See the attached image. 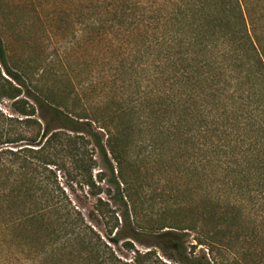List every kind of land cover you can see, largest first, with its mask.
Masks as SVG:
<instances>
[{
	"label": "trees",
	"instance_id": "1",
	"mask_svg": "<svg viewBox=\"0 0 264 264\" xmlns=\"http://www.w3.org/2000/svg\"><path fill=\"white\" fill-rule=\"evenodd\" d=\"M122 1L105 22L119 67L84 97L17 67L0 33V245L34 263L37 245L59 264H221L242 220L264 225V0ZM51 166L90 193L109 179L106 235ZM186 180L204 186L200 220L177 216L198 194Z\"/></svg>",
	"mask_w": 264,
	"mask_h": 264
},
{
	"label": "rangeland",
	"instance_id": "2",
	"mask_svg": "<svg viewBox=\"0 0 264 264\" xmlns=\"http://www.w3.org/2000/svg\"><path fill=\"white\" fill-rule=\"evenodd\" d=\"M125 1L124 6H127L132 0ZM123 3L122 0H0V33L8 54L17 67L35 70L37 79L44 76L45 80L42 82L58 92H70L73 95L78 93L84 97L92 81L100 83V77L114 75L119 67L123 39L118 35H110L107 40L105 33L109 24L105 22L115 10L122 12ZM109 44H113L114 49ZM1 108L7 114H13L10 103ZM101 168L100 163L93 172L96 181ZM51 169L56 172L58 182L67 190L74 205L80 208L89 223L96 226L102 235H106L108 221L102 219L97 212L99 200L103 202L105 213L118 212L112 202L115 190L109 186V179L101 184L97 183L101 188L99 194L98 190L90 193L88 188H81L67 181L64 172L58 171L55 166H51ZM186 183H190V188H195V193L198 194L185 197L189 204L185 207V212H180L177 216L187 221L200 220L205 209L200 192L204 186L194 182H184ZM169 186L175 187V180H170ZM175 215L172 209L169 216L173 218ZM250 218L252 220H242L239 230L231 235L230 246L233 248L227 251L221 264H264L263 218ZM254 220L257 225H254ZM245 234L256 238L246 241ZM11 236L20 243L33 241L28 239L33 237L24 231L15 232ZM193 245L196 246V242L192 233L187 237L189 252ZM12 247L9 250L7 245H0V264H37L39 261L44 262L48 254L46 264H59L61 261L57 252L35 245L33 253L37 258L34 263L32 259L22 256L21 250ZM157 252L162 255L159 250ZM124 254L131 258L130 253ZM195 254L207 255V251L203 246H196Z\"/></svg>",
	"mask_w": 264,
	"mask_h": 264
}]
</instances>
